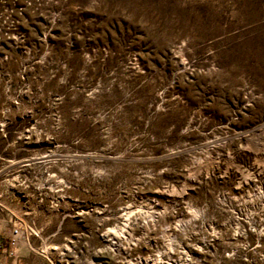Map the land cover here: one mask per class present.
<instances>
[{"label": "rangeland", "instance_id": "obj_1", "mask_svg": "<svg viewBox=\"0 0 264 264\" xmlns=\"http://www.w3.org/2000/svg\"><path fill=\"white\" fill-rule=\"evenodd\" d=\"M13 224L26 264H264V0H0Z\"/></svg>", "mask_w": 264, "mask_h": 264}, {"label": "built area", "instance_id": "obj_2", "mask_svg": "<svg viewBox=\"0 0 264 264\" xmlns=\"http://www.w3.org/2000/svg\"><path fill=\"white\" fill-rule=\"evenodd\" d=\"M20 234V229L17 225L13 224L9 237H0V253L5 256H11L15 253V246L17 238ZM0 264H14L0 257Z\"/></svg>", "mask_w": 264, "mask_h": 264}, {"label": "crops", "instance_id": "obj_3", "mask_svg": "<svg viewBox=\"0 0 264 264\" xmlns=\"http://www.w3.org/2000/svg\"><path fill=\"white\" fill-rule=\"evenodd\" d=\"M15 251L16 252L14 253V255L11 256H5L3 253H0V257L14 264H26L27 261L23 257L25 256L24 247L21 243H19L18 247L15 248Z\"/></svg>", "mask_w": 264, "mask_h": 264}, {"label": "bare ground", "instance_id": "obj_4", "mask_svg": "<svg viewBox=\"0 0 264 264\" xmlns=\"http://www.w3.org/2000/svg\"><path fill=\"white\" fill-rule=\"evenodd\" d=\"M162 257H161V254H158L156 257L150 259L151 261V264H159L162 262Z\"/></svg>", "mask_w": 264, "mask_h": 264}]
</instances>
